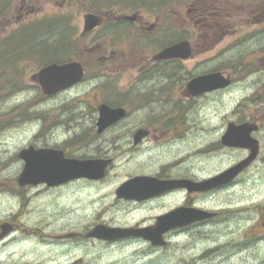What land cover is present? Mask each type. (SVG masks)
<instances>
[{
  "label": "flooded vegetation",
  "instance_id": "flooded-vegetation-1",
  "mask_svg": "<svg viewBox=\"0 0 264 264\" xmlns=\"http://www.w3.org/2000/svg\"><path fill=\"white\" fill-rule=\"evenodd\" d=\"M35 1L0 0V101L2 100V105L6 107L17 106L19 102H13L16 95L27 89L21 86L23 85L21 80L18 81L20 76H27L26 70H29L27 64L34 63L33 57L24 52L28 51L29 44L32 43L25 34L28 33L30 26L36 25V22L29 21L35 10ZM232 1L234 0H161L160 2L158 0H39L40 5L51 6L55 14L64 17H60L59 20L55 19L57 52L61 51L63 32L67 31L66 34H69L66 35V43L70 47L69 56L65 58L60 56L55 59L54 63L58 65L78 63L83 71L77 83L71 88L55 94L53 98L61 99L64 94L74 92L80 86L92 85L93 94L88 106L92 107L97 115L100 105H107L112 109H122L125 112L122 119L117 120L100 134L97 133L96 126L98 119H91L92 128L89 134L85 131V135L81 134L79 140L87 135L90 139H100L111 133L110 147H114L116 142L122 138L127 147L119 146V150L129 148L142 152L144 144L150 139L164 141L167 137L174 139L175 136L180 135L181 128L186 121L189 101H200L211 96H219L240 81V84H244L248 79L259 78V76V81H261L264 78V0H248L249 6L246 7H240L234 2L233 4ZM229 11H231L232 22V34L230 35L232 52L227 66L228 70H222L221 62L218 60L220 56L218 52H215V48L222 39L221 16ZM87 17H95L99 21L98 25L89 31L85 30ZM79 19L82 20V25L78 32L77 20ZM34 42L40 44L41 39H35ZM180 43L186 44L187 57L184 59H156L161 51ZM208 52L214 53L206 57ZM35 73L33 72L31 75L33 82L36 80ZM211 74L222 75L230 83L229 86L225 89L192 96L188 91L189 83L194 79ZM253 86L258 89L259 84L255 83ZM175 92L176 95L181 94L183 100H177ZM11 94L15 97L7 96V100L5 95ZM5 100H7L6 103H3ZM132 111H139L141 116L133 120L132 127L128 128L129 125L125 124L129 122ZM151 112L153 114L148 115ZM232 122L235 126L255 123L257 129L252 135L253 138L261 130L258 119L234 118ZM170 141L168 140V142ZM160 143L156 144V147ZM104 148L100 145L96 147L99 150L97 157L102 155ZM219 148L240 151L246 156L249 154L247 150L229 149L221 145ZM62 151L66 158H74L66 150ZM247 169L231 183L208 193H189L186 189L178 188L144 201L118 200L143 205L166 197L172 198L176 194H183L186 199L228 195ZM18 176L14 177L12 183L14 192L10 188L11 194L9 195L16 205L10 206L12 208L3 214L5 217L0 218V245L18 233H23L27 236L26 238L34 237L38 232L40 233V228L30 226L24 221L25 216L31 213L29 204L32 198L40 196L42 192L52 196L55 191L70 187L80 181L89 184L99 182L76 179L57 186L41 184L21 187L17 183ZM146 176L161 181L189 179L199 181L197 177L191 178L188 175L184 169V162L180 160L169 161L154 175ZM2 185L0 183V191H2ZM55 204L51 200L46 205L49 210H45V212L50 219L56 210ZM194 206L192 202L186 201L178 207L196 208ZM223 206H218L213 211L207 210L215 214L208 221L168 231L164 235L165 240L195 228H200L202 231L206 225L213 222L218 235L225 234L227 237H233L244 230L243 236L242 234L239 236L242 237L241 240L227 241L226 245L217 246L219 247L217 250L225 251L227 256L231 253L260 247L259 243L262 244L261 241L264 240V223L261 225L263 230H257L258 235L256 236L253 223L250 224L251 221L248 220L244 226L243 221L237 220V218L225 217V214L230 211L236 213L238 211L230 208L231 206L228 204ZM246 210L247 208L240 209V213L243 214ZM41 213L44 211L32 212V214ZM241 217L250 219L246 216ZM55 224H57L55 221L54 225L48 224L47 232L49 234L46 236L55 243V245H49L53 252L50 253L46 263L41 264H86L85 261L89 260L87 255L78 252L76 247L71 245L77 241L95 239L86 237L88 233L86 231L63 230L62 227ZM221 225L224 226L222 229ZM5 229H8V232L4 233ZM248 237H252L251 240ZM253 238H258L255 246ZM124 240L136 239L126 238L120 241ZM168 243L169 241H167V245ZM149 245L153 249L161 248ZM0 264H3L1 259Z\"/></svg>",
  "mask_w": 264,
  "mask_h": 264
},
{
  "label": "rangeland",
  "instance_id": "rangeland-1",
  "mask_svg": "<svg viewBox=\"0 0 264 264\" xmlns=\"http://www.w3.org/2000/svg\"><path fill=\"white\" fill-rule=\"evenodd\" d=\"M247 1L234 0L232 3L246 7L249 6ZM40 3L39 0L35 1V10L29 18L30 22L37 23V20L47 19L44 25L49 24L54 27L55 19L64 18L55 14L51 6L44 7ZM230 16L231 11L221 16L222 39L215 48V52L220 56L218 60L221 62L222 70H228L232 52ZM77 21L79 32L82 20ZM30 28L29 30L32 29ZM66 32H63L62 36L69 35ZM40 34H37L36 38H43L41 40H45V43L53 44L50 41L56 39L55 31L51 32L49 28L41 29ZM31 42L34 44V39ZM41 46L43 47L44 44L41 43ZM213 53L208 52L206 57ZM64 55L62 54V57ZM35 64L29 62L27 76H20L21 79L19 78L18 81L21 80L23 84L21 86L27 89L18 91L20 93L17 92L16 97L13 94L5 95V97H15L13 102L19 104L6 107L2 105V100L0 101V183L3 184L0 191V218L5 217L3 214L16 205L9 195L10 188L14 192L12 184L14 177H17L23 168V162L18 158L21 150L29 146L35 149H64L74 158L112 159V162L105 178L95 184L80 181L55 191L52 196L42 192L40 196L32 198L29 204L31 213L25 216L24 221L30 226L40 228V233L28 238L23 233H18L0 245V259L3 264L46 263L50 253L53 252L49 245H55L46 237L49 234L48 224L54 225V221L63 230L77 232H89L99 224L110 228H144L153 226L157 217L169 213L186 201L192 202L196 208L212 211L218 206L224 207L223 205L228 204L230 208L237 209L238 213L230 211L225 217L237 218L243 221L244 226L248 220L251 221L256 236L257 230H263L261 225L264 223V88L261 87L264 83L260 82H264V78L261 81H259L260 76L248 79L244 84H240V81L219 96L189 101L186 121L180 135L175 136L174 139L167 137L164 141L150 139L144 144L143 151L139 152L138 149L129 148L119 150V146L127 147L122 138L114 147H110L111 133L100 139H90L87 135L79 140L80 135L85 131L89 134L92 128L91 119H96L98 116L96 111L88 106L93 94V86H80L74 92L67 93L69 95L64 94L61 99L47 98L31 80L32 73L38 69V65ZM255 83L259 84L258 89L253 86ZM175 96L177 100H183L181 94L176 95L175 92ZM167 109L169 110L168 106ZM152 114L153 112L148 113V115ZM140 116L139 111H132L129 122L125 125L131 128L133 120ZM234 118L259 120L261 130L255 138L259 142L260 151L257 159L240 177L228 195L186 199L183 194H176L172 198L166 197L143 205L119 201L116 198V189L129 178L141 174L154 175L169 161H183L188 175L202 181L216 176L245 158L246 155L240 151L219 148L220 136L225 132L227 123L232 122ZM158 143L160 144L156 147ZM99 145L105 148L102 155L97 157L99 150L96 147ZM51 200L56 203V210L50 219L45 210H49L46 205ZM243 208L247 210L241 214L240 209ZM36 210H43L44 213L32 214ZM223 227L221 225V229ZM243 231L233 237L218 235L215 224L211 222L202 231L200 228H195L166 239L169 241L168 245L156 249L151 248L149 243L142 239L119 242L77 241L71 246L76 247L83 255H87L89 260L85 261L86 264H264V240L261 241L262 244L259 243L258 248L231 253L229 256L225 251L217 250L219 248L217 246L222 247L227 241L241 240L242 237L239 236ZM251 238L248 237L249 240ZM253 239L255 246L258 238Z\"/></svg>",
  "mask_w": 264,
  "mask_h": 264
},
{
  "label": "water",
  "instance_id": "water-1",
  "mask_svg": "<svg viewBox=\"0 0 264 264\" xmlns=\"http://www.w3.org/2000/svg\"><path fill=\"white\" fill-rule=\"evenodd\" d=\"M95 17H87L85 30L89 31L98 25ZM186 44H178L161 51L157 60L184 59L187 57ZM83 71L78 63L64 65L51 64L42 68L36 74V82L40 85L42 93L47 96L56 94L70 88L77 83ZM229 82L220 74H211L199 77L191 81L188 91L192 96L202 93L223 89ZM97 132L122 119L125 112L122 109H112L107 105L98 108ZM257 127L255 124L245 123L235 126L233 123L227 125L226 131L221 137V144L227 148H241L249 151L244 160L225 170L219 175L209 179L195 182L192 180L168 181L158 180L152 177H134L117 188V198L125 200L143 201L162 195L163 193L183 188L189 193H207L219 187L225 186L232 181L256 159L258 154V142L251 136ZM19 158L24 162V169L18 178L19 186L47 184L57 186L67 181L86 178L100 180L110 160H73L64 159L61 151L51 149H23ZM215 216L214 213L188 207H180L156 218L155 224L147 228H110L105 225H96L89 231L86 237L96 238L104 241H114L126 237H141L151 243L152 246H165L163 235L170 230L183 228L194 223L207 221ZM8 229L4 230V233Z\"/></svg>",
  "mask_w": 264,
  "mask_h": 264
},
{
  "label": "trees",
  "instance_id": "trees-1",
  "mask_svg": "<svg viewBox=\"0 0 264 264\" xmlns=\"http://www.w3.org/2000/svg\"><path fill=\"white\" fill-rule=\"evenodd\" d=\"M161 0H158V2H160ZM37 34H40V29H39V26L38 27H36V28H32L31 30H29V34H28V36H29V39H37L36 38V35ZM40 35H42V34H40ZM26 36V35H25ZM39 40L40 39H43V38H38ZM37 39V40H38ZM47 44L46 45H48L49 43L48 42H46ZM64 45H68L67 43H65ZM45 47H47V46H44V48ZM28 49H29V51H28V54H30L31 56H33V57H35V56H37L38 55V57L36 58V60H37V64H39V63H41V57H43L44 56V53L42 52V47H41V45L40 44H37V43H35V44H29V47H28ZM40 65V64H39Z\"/></svg>",
  "mask_w": 264,
  "mask_h": 264
},
{
  "label": "bare ground",
  "instance_id": "bare-ground-1",
  "mask_svg": "<svg viewBox=\"0 0 264 264\" xmlns=\"http://www.w3.org/2000/svg\"><path fill=\"white\" fill-rule=\"evenodd\" d=\"M71 213V212H70ZM29 241H31V240H29ZM32 242V241H31Z\"/></svg>",
  "mask_w": 264,
  "mask_h": 264
}]
</instances>
